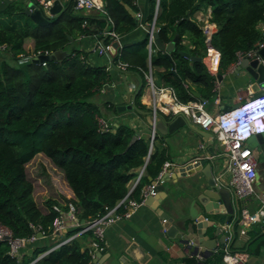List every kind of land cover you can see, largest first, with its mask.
<instances>
[{
    "label": "trees",
    "instance_id": "trees-1",
    "mask_svg": "<svg viewBox=\"0 0 264 264\" xmlns=\"http://www.w3.org/2000/svg\"><path fill=\"white\" fill-rule=\"evenodd\" d=\"M102 1L101 13L85 16L74 8L72 0H67L58 14L48 17L47 25L40 26L25 13L19 0H0V47L5 46L0 50V225L10 229L14 237L32 234L30 225H40L47 234L19 256H11L7 242L0 241V264H30L56 245L58 241L50 242L51 226L59 215L54 206L64 211L71 203L80 221L91 220L103 214L105 207L116 205L128 193V183L136 177L137 169L144 167L145 175L129 193L130 198L139 199L141 188L150 181L148 177L154 179L167 161L164 151L154 147L157 135L147 157L150 137L139 136L130 143L135 134L133 128L125 122L114 127L102 116L92 98L102 84L110 82V73L106 66L89 64L86 52L70 48L77 37L104 28L123 39L139 27L140 23L134 20L139 13L135 0ZM148 5L149 13L141 25L154 22L164 44L171 43L175 35L178 39L170 58L156 45H152L149 54L147 31L141 40L123 42L113 56V61L119 59L127 64L125 71L139 76L141 86L134 100L137 111L146 109L141 102L145 88L142 71L148 70L149 65L153 75L157 74V85L171 87L180 101L196 100L193 92L210 100L215 76L203 62L206 35L195 17L197 12L210 9L209 22L216 28L210 44L220 52L217 73L235 63L238 52L253 49L263 36L264 0H159L157 12L156 0H148ZM92 24L98 28L96 31L90 27ZM28 38L33 40L31 51L25 49ZM100 38L105 43L111 40L104 34ZM60 49L69 52L61 62L40 64L31 59L17 63L20 54ZM179 51L202 60L190 61ZM109 106L118 114L116 106ZM96 116L106 119L107 129L98 128ZM38 154L61 171L73 193L71 198L56 192L43 206L38 204L34 183L26 171L27 164ZM79 230L74 227L61 239ZM83 234L91 239V232ZM262 235L255 234L241 252L257 255L264 245L259 242ZM222 254L221 250L215 254L213 264L221 262ZM91 259L88 250H81L73 237L33 264H90ZM186 262L199 264L194 258H187Z\"/></svg>",
    "mask_w": 264,
    "mask_h": 264
},
{
    "label": "crops",
    "instance_id": "crops-1",
    "mask_svg": "<svg viewBox=\"0 0 264 264\" xmlns=\"http://www.w3.org/2000/svg\"><path fill=\"white\" fill-rule=\"evenodd\" d=\"M19 1L26 8L30 0ZM60 1L63 4L67 0ZM135 3L139 7V27L123 39L119 37V41H116L118 45L115 54L123 42L131 43L144 37L147 26L141 25V22L144 21L149 13L148 0H135ZM80 13L85 16H94L101 13V11L92 9L80 11ZM209 16V8L206 11H200L195 14L196 19ZM90 27L94 31L98 29L94 24ZM211 29L212 32L216 31L215 26H212ZM105 31L106 28L103 31L79 36L71 41L70 48H78L86 52L85 59L89 64L107 66L115 54L111 55L110 51H108L105 55H98L95 52L98 42L104 41L100 36ZM113 42L115 41L111 38L107 44L111 46ZM32 44L33 40L27 46L25 45V49L29 51L32 48ZM109 73L110 82L106 90L98 92L93 101L98 104L103 114L102 116L110 121L113 126L114 124L118 125L125 122L128 125L131 124L134 131L141 132L142 125L148 127L149 115L135 109L125 110L116 114L109 108V104L116 106V109L119 106L127 104L128 92L134 94L141 86L139 76L130 71L110 70ZM219 74L220 78L217 77ZM192 87L194 88L195 86ZM262 87H264L263 81L257 82L243 68L238 69L237 64L231 63L226 67H222L221 72L215 75L214 86L212 88L213 94L209 100L208 111L211 114H216L219 111L227 110V108L237 104L239 98H246L250 94H257ZM100 96L106 98L102 104L100 100H96V97ZM215 98H218V104L213 103ZM146 99L147 95L144 88L141 102L146 106V109L143 111L149 113L150 110L146 105ZM105 102L109 104H104ZM192 125L197 129H201L197 125ZM140 136L149 137V134L142 132ZM157 137L158 141L156 143L155 140L154 147L164 151L167 161L174 164L166 176V178L173 177V180L165 183L169 191L166 194H156L154 199L147 203L145 202L130 218H124L106 229L103 247L99 250H103V253L97 258L98 263L106 264L109 261L107 257L116 259L122 256L133 264L140 262L143 264H188L186 262L187 258H194L199 264H213L215 254L224 247L226 242L224 226L228 224L234 226L235 232L231 243L232 251L237 252L245 249L255 234L262 233L263 235L260 237L259 242L263 241L264 243V226L262 224H251L243 228V225L234 223L235 219L233 215L231 220L226 222L227 212L222 206V201L211 199L208 203L206 200V204H209L208 210H206L205 205L201 202L202 192L206 190V177L203 173L204 167L201 165V161L204 160L206 164L210 163V170L213 175L223 170L226 165L222 149L215 140L212 144V151H209L208 140L188 126H184L173 134L157 135ZM247 144L255 150L257 163L258 158H264V134L252 137ZM201 145H204L205 148H201ZM208 155H214V158L208 159ZM222 156L224 157L223 162L220 160ZM256 169L258 168L256 167ZM137 170L136 177L128 183V190L130 191L138 183L139 174L145 175L144 168ZM259 171L256 185L262 186V189H264V167H261ZM174 172L176 173L175 178ZM149 179L150 177H148ZM256 188L253 195L242 204L251 211L255 210L264 201V191ZM57 193L67 199L73 196L71 189L64 181ZM160 199L162 200L158 203ZM209 210L211 211L209 212ZM168 226H174L176 233L173 230L169 232ZM165 227L166 230H164ZM72 228H74L73 224L66 221V228L61 234L50 236V242H57L64 237V233ZM242 229L245 230L244 233H241ZM190 230L193 232V234H190V238H196L198 232L203 243L207 247H215V249L211 253H208L205 247L200 244L198 245V242L194 240L195 238L187 243L181 241L184 240V235ZM173 233L174 236L171 235ZM74 238L80 245L81 250L89 248L91 239L86 235L79 234L75 235ZM43 241V243H46L45 240ZM196 245H198L197 252L193 253ZM249 260L251 261L250 264H264V245L257 255L249 256Z\"/></svg>",
    "mask_w": 264,
    "mask_h": 264
},
{
    "label": "built area",
    "instance_id": "built-area-1",
    "mask_svg": "<svg viewBox=\"0 0 264 264\" xmlns=\"http://www.w3.org/2000/svg\"><path fill=\"white\" fill-rule=\"evenodd\" d=\"M55 0H34L35 5L42 10L44 14L50 16L49 9ZM158 1L156 0V9H158ZM74 8L80 11H89L92 9L103 11V2L101 0H72ZM136 16L140 18V14ZM210 17V16H209ZM209 17H201L197 19L200 22L201 28L206 35V54L204 57V64L209 73L216 75L220 64V52L210 44L212 33V26L214 24L209 22ZM150 27L148 39V50L151 53L152 45H156L154 34L156 28L154 22L147 26ZM209 28V31L206 28ZM105 36H109L114 41H119V36L113 31H105ZM120 46V44H119ZM264 46V30L263 36L254 44V48L247 52H238L237 61L234 64L239 65L243 58H254L257 56L258 50ZM5 46L0 47L4 49ZM110 49V44L98 42L95 52L98 55H105ZM42 54H49L48 52H32L28 55L20 54L18 56L19 62H26L33 60ZM45 64V63H43ZM127 64L121 60L113 61L106 66L108 71L118 70L125 71ZM143 79L145 81V94L147 95L146 105L150 110L153 119L159 117L169 118L172 120L178 116L184 117L191 124L199 126L202 130L212 133L213 139L218 143L222 149V155L225 157L226 165L223 170L215 175L216 184L218 186L224 185L231 193V201L234 207V223L243 225V228L251 224L260 223L264 226V201L258 207L251 211L246 206H241L239 203L250 198L253 191V182L256 179L257 160L255 150L251 148L247 141L242 140L245 135H239V132H248L251 134L264 133V87L260 88L257 94H250L246 98H239L237 104L229 107L227 110H222L216 114H211L208 111L209 101L206 99L191 100L182 102L178 99L175 91L169 86L157 85L151 67L148 70L142 71ZM109 83H104L99 88V92H104ZM218 98H215L213 103L218 104ZM251 107V108H250ZM253 114V116H251ZM259 115H261L259 117ZM98 128L105 130L109 124L105 118L96 116ZM241 122V123H240ZM241 127L240 130L238 128ZM243 127V128H242ZM150 147L148 155L153 150V142L155 140L154 132L149 135ZM205 148L204 145L200 146ZM208 159H213L214 155H208ZM174 164L165 161L161 170L154 179L144 185L140 190L139 199L129 197L128 193L117 202L113 207H105V212L101 215L88 221H80L75 215L74 206L71 203L67 204V210H60L58 207L53 208L59 212V215L54 219L51 226V236L59 235L66 228V221L73 224L74 227H80V230L75 235L85 232H91V242L87 249L90 256L93 258L94 253L102 249L105 238L106 229L114 223L130 218L136 210L141 207L149 196L156 195L154 191L156 186L161 182L163 175L172 169ZM144 167H142L143 169ZM226 173V176H225ZM142 173L139 174L138 181ZM238 207V208H237ZM207 220V219H206ZM33 232L29 236L14 237L12 232L7 227L0 225V241H6L9 247V254L11 256H19L20 252L27 248V246L36 242L39 238L45 237L47 234L40 225H30ZM166 230V227L164 228ZM226 232V242L221 249L223 252L222 259L219 264H248L249 255L241 251H232L231 243L234 238V226L228 224L224 226ZM245 230H241L244 233ZM74 236L58 240L56 245L49 250L41 253L33 262L43 257L45 254L54 248L67 243Z\"/></svg>",
    "mask_w": 264,
    "mask_h": 264
},
{
    "label": "water",
    "instance_id": "water-1",
    "mask_svg": "<svg viewBox=\"0 0 264 264\" xmlns=\"http://www.w3.org/2000/svg\"><path fill=\"white\" fill-rule=\"evenodd\" d=\"M5 2H12L15 0H4ZM62 9V2L60 0H55L53 2V5L50 7L49 9V14L50 16H54L56 14H58ZM25 13L38 25L40 26H45L49 23V19L46 14H44L42 12V10H40L39 7H37L35 5L34 0H30V2H28L26 8H25ZM134 20L136 22H138V17L135 16ZM146 30H150V27H146ZM155 37V43L157 48H159L160 50L165 51V54L168 58H170V52L173 50L174 48V42L178 39V36L175 35L174 36V40L169 43V44H164L160 41V38L158 37V34L155 33L154 34ZM104 41L101 42V44H103ZM117 42H113V44L110 46V54L114 55L115 51H116V47H117ZM179 53L185 57L188 58L190 61H201L202 58L200 57H195V56H191L189 53L185 52V51H179ZM69 56V52L63 49L60 50H56L54 52H51L49 54H42L40 56H38L37 58H34L33 61L38 62L40 64L49 62V61H58L61 62L64 58ZM244 69L247 74L249 76H251L254 80H256L257 82H264V46L261 47L258 50L257 56H255L254 58H243L241 60V62L238 65V69ZM172 72H174L173 69V65H172ZM220 78V74L217 76ZM138 91H136L134 94H130L128 92L127 94V104L123 105V106H119L117 107L118 112H122L125 110H131L135 108L134 105V100H135V96L137 94ZM194 96L197 97V99L203 100L204 98L201 97L199 95V93L197 92H193ZM228 109V108H227ZM141 113H146L147 115H149V120H148V127L145 125H142V130L140 131H135L134 136L132 137L130 143L132 141H134L135 139H137L140 134L142 132H147L149 135L152 134L154 132L155 136L156 135H167V134H173L175 133L177 130L183 128L184 126H188L190 128H192L193 130H196L199 134H201L204 138H206L208 140V144H209V151H212V144L214 142V139L212 137V133L202 130V129H197L196 127H194L189 121H187L184 117L178 116L172 120H167L166 118L163 117H159L157 119H153V117L151 116L150 113L144 112V111H139ZM129 126L132 128L131 124H129ZM114 127H117V124H114ZM263 135V134H260ZM259 136V135H257ZM201 165L204 167V171L203 173L205 174L206 177V190L204 192H202V198H201V202L205 205L206 210H208V206L209 204H206V200L209 203V201L211 199L213 200H220L223 202V208H225L226 212H227V218H226V222H229L232 218L233 212H234V207L231 201V193L230 191L225 188L224 185H220L218 186L216 184V178L215 175H213L211 173V165L210 163H205L204 160L201 161ZM188 167V166H187ZM261 167H264V158L260 157L258 158V163H257V168H258V173H260L259 169ZM207 171H206V170ZM190 170V169H189ZM169 172V171H168ZM166 172L162 179L161 182L156 186L155 188V192L156 194L158 193H167L169 190L168 188L165 186L166 182H169L171 180H173V177L171 178H166L167 173ZM176 172V171H175ZM174 172V178L176 177V173ZM151 181V178L149 179ZM155 196V195H154ZM154 196H149L146 200V203L148 201H151L152 199H154ZM162 199H160L158 201L161 202ZM212 206V205H211ZM211 210H209L210 212ZM170 231H174V233H176V228L174 226H168L167 227ZM168 232V233H169ZM174 233L171 234L174 236ZM190 234H193L192 230L187 231V233L184 235V243H187L188 241H190L191 239H194L192 236V238H190ZM203 236V234H202ZM195 241L198 242V245H202L203 247L206 248V251H208V253H211L215 247H207L204 243L203 240L200 239V235L197 232L196 234V238L194 239ZM198 245H196L194 252L196 253L197 251V247ZM103 253V250L101 251H97L95 253V256L91 259V263L90 264H102V263H98L97 258H99V256H101ZM106 260V259H105ZM107 263L106 264H133L130 261H128L126 258L120 256L119 258H111L107 257ZM34 262H31L30 264H33ZM251 261H248V264H250ZM137 264H143V263H137Z\"/></svg>",
    "mask_w": 264,
    "mask_h": 264
},
{
    "label": "rangeland",
    "instance_id": "rangeland-1",
    "mask_svg": "<svg viewBox=\"0 0 264 264\" xmlns=\"http://www.w3.org/2000/svg\"><path fill=\"white\" fill-rule=\"evenodd\" d=\"M30 2V1H29ZM22 4V3H21ZM22 6L25 8L24 4ZM207 31H209V28H206ZM32 42L31 38L26 39L25 45L27 46L28 43ZM33 47V44H32ZM32 49V48H31ZM31 49L29 51H31ZM19 62V59H17V63ZM11 64H14L10 61ZM156 73H155V79H156ZM156 83L158 84V80H156ZM104 95V94H103ZM95 97V96H94ZM94 97L92 98L94 100ZM111 99V97L109 96ZM105 97H96V100H100L101 104L105 100ZM119 113V112H118ZM158 141V137H156V143ZM216 142V141H215ZM220 160L223 162L224 157H220ZM26 171L28 178L34 183V196L36 201L39 205L43 206L44 201L47 198L56 196V192H59L60 186L63 184V179L61 175V171L56 168L44 155L38 154L36 155L26 166ZM226 176V173H225ZM256 179L253 182V191L255 190V187H257L259 190H263L262 186L256 185L257 178L259 176L258 169H256ZM256 188V189H257ZM244 201L242 200L239 205H242Z\"/></svg>",
    "mask_w": 264,
    "mask_h": 264
},
{
    "label": "clouds",
    "instance_id": "clouds-1",
    "mask_svg": "<svg viewBox=\"0 0 264 264\" xmlns=\"http://www.w3.org/2000/svg\"><path fill=\"white\" fill-rule=\"evenodd\" d=\"M251 108V107H250ZM264 111V110H263ZM251 116H253V114L251 115ZM261 115H259V117H260ZM241 123V122H240ZM243 128V127H242ZM241 129V127H239L238 128V130H240ZM239 135H245L243 138H242V140H244V141H249L252 137H254V136H257V135H260V134H264V133H258V132H256V134H251V133H248V132H239L238 133Z\"/></svg>",
    "mask_w": 264,
    "mask_h": 264
}]
</instances>
